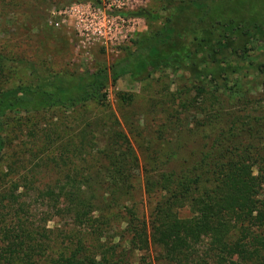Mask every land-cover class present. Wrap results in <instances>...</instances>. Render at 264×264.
Listing matches in <instances>:
<instances>
[{"label": "trees", "instance_id": "1", "mask_svg": "<svg viewBox=\"0 0 264 264\" xmlns=\"http://www.w3.org/2000/svg\"><path fill=\"white\" fill-rule=\"evenodd\" d=\"M154 1L95 69L0 45V264H264V0Z\"/></svg>", "mask_w": 264, "mask_h": 264}, {"label": "rangeland", "instance_id": "2", "mask_svg": "<svg viewBox=\"0 0 264 264\" xmlns=\"http://www.w3.org/2000/svg\"><path fill=\"white\" fill-rule=\"evenodd\" d=\"M75 1L88 2V0H0V45L7 47L18 57L31 60L51 59L54 64L52 67L56 70L64 67L77 71L108 65L122 55V50L110 53L94 47L86 55L78 48L74 34L66 29H54L47 25L46 17L49 10ZM141 7L155 8L156 2L139 0L136 9ZM140 29V32L146 31L145 22ZM174 79L175 75L170 70L159 71L151 80L143 83L133 82L128 76H123L118 79L115 86L108 88V102L112 110L120 115L121 103L116 100V93H132L135 97L134 105L141 111L140 123L144 127H155L159 116H147L144 109L148 107L150 99L160 97L165 84L173 89ZM53 225V222L49 223V226ZM154 255V252H151L149 257L154 259ZM154 264H157L156 261Z\"/></svg>", "mask_w": 264, "mask_h": 264}, {"label": "built area", "instance_id": "3", "mask_svg": "<svg viewBox=\"0 0 264 264\" xmlns=\"http://www.w3.org/2000/svg\"><path fill=\"white\" fill-rule=\"evenodd\" d=\"M138 3L139 0L75 1L49 10L46 22L54 29L74 34L78 48L86 55L94 47L115 53L144 26L143 18L132 14Z\"/></svg>", "mask_w": 264, "mask_h": 264}]
</instances>
